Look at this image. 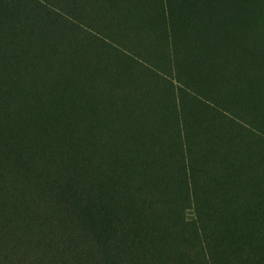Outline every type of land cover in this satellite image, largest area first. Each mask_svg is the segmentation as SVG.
<instances>
[{"label":"trees","instance_id":"obj_1","mask_svg":"<svg viewBox=\"0 0 264 264\" xmlns=\"http://www.w3.org/2000/svg\"><path fill=\"white\" fill-rule=\"evenodd\" d=\"M0 264H264V0H0Z\"/></svg>","mask_w":264,"mask_h":264},{"label":"rangeland","instance_id":"obj_2","mask_svg":"<svg viewBox=\"0 0 264 264\" xmlns=\"http://www.w3.org/2000/svg\"><path fill=\"white\" fill-rule=\"evenodd\" d=\"M246 22H247V24H244V26H247V25L250 24V22H249L248 19L247 20H244V23H246ZM207 77H208V74L206 72H203V75L202 76H199V78L197 80H198V82H204ZM216 77H217L218 81H222V82H219V84H222L224 81L226 83V80L229 81V84L231 85V86L230 85L229 86L233 89V91L231 92L230 96H228V98H227V100H230L229 102H232V101L234 102L235 99H238V96H240L241 99H243V100L244 99L247 100V98L244 97V94L240 91V89L242 90V88L246 86L245 83H244V79H242V78H240V79H236V78L232 79V77H230V76H229V78H230L229 79V78H227V76L224 77L221 74L220 75H217ZM246 83H247V85L248 84H251V82L250 83L249 82H246ZM248 88L252 91V88L251 87H248ZM252 92H251V97H252L251 99H252V101H254L255 106H257V103L259 105H261V100L259 99L258 89H254ZM244 102H245V100L242 101V103H244ZM259 105H258V107H261ZM249 110L250 109H248V111ZM250 111H253L254 114H256L255 113V109L254 110L251 109Z\"/></svg>","mask_w":264,"mask_h":264}]
</instances>
